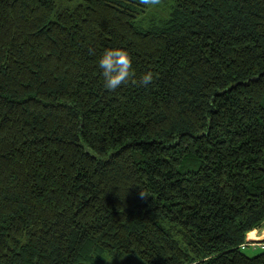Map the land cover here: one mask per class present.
Masks as SVG:
<instances>
[{
    "label": "trees",
    "instance_id": "1",
    "mask_svg": "<svg viewBox=\"0 0 264 264\" xmlns=\"http://www.w3.org/2000/svg\"><path fill=\"white\" fill-rule=\"evenodd\" d=\"M158 7L0 0V264H264V0Z\"/></svg>",
    "mask_w": 264,
    "mask_h": 264
},
{
    "label": "clouds",
    "instance_id": "2",
    "mask_svg": "<svg viewBox=\"0 0 264 264\" xmlns=\"http://www.w3.org/2000/svg\"><path fill=\"white\" fill-rule=\"evenodd\" d=\"M139 3L152 8L159 6L161 0H139ZM98 67L102 70L101 75L104 80V87L109 91H115L129 82L147 86L156 78V74L148 71L137 80L132 68L131 56L125 49L118 47L105 49L99 59ZM140 196L144 198L148 194L141 190Z\"/></svg>",
    "mask_w": 264,
    "mask_h": 264
},
{
    "label": "rangeland",
    "instance_id": "3",
    "mask_svg": "<svg viewBox=\"0 0 264 264\" xmlns=\"http://www.w3.org/2000/svg\"><path fill=\"white\" fill-rule=\"evenodd\" d=\"M155 9H159V11L161 13H164L165 11L162 9V7H158L156 6ZM255 231V235H249L250 238H255L257 239L258 237V242H264V225L261 226L260 228H257ZM249 234V233H248ZM258 236V237H257ZM264 250V245L261 246V245H252L250 244L246 249V253H248L249 255H255L261 251ZM109 260V259H108ZM107 264H141V261L133 256V255H129V254H126L122 257H119V258H110L109 262Z\"/></svg>",
    "mask_w": 264,
    "mask_h": 264
},
{
    "label": "built area",
    "instance_id": "4",
    "mask_svg": "<svg viewBox=\"0 0 264 264\" xmlns=\"http://www.w3.org/2000/svg\"><path fill=\"white\" fill-rule=\"evenodd\" d=\"M258 238H250L249 234L247 236V242L242 244V247H245L247 244H257V243H261L262 245H264V242H258Z\"/></svg>",
    "mask_w": 264,
    "mask_h": 264
},
{
    "label": "crops",
    "instance_id": "5",
    "mask_svg": "<svg viewBox=\"0 0 264 264\" xmlns=\"http://www.w3.org/2000/svg\"><path fill=\"white\" fill-rule=\"evenodd\" d=\"M254 230H256V229H254ZM254 230H252V232H251V234L250 235H253L254 233H255V231ZM255 235V234H254ZM256 236V235H255ZM258 237V236H257ZM259 238V237H258Z\"/></svg>",
    "mask_w": 264,
    "mask_h": 264
}]
</instances>
